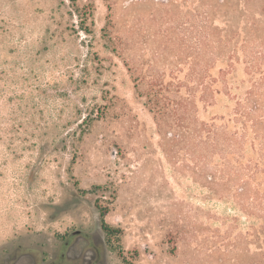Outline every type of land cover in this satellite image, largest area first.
I'll return each instance as SVG.
<instances>
[{
  "label": "rangeland",
  "instance_id": "1",
  "mask_svg": "<svg viewBox=\"0 0 264 264\" xmlns=\"http://www.w3.org/2000/svg\"><path fill=\"white\" fill-rule=\"evenodd\" d=\"M13 262L264 264V0H0Z\"/></svg>",
  "mask_w": 264,
  "mask_h": 264
},
{
  "label": "trees",
  "instance_id": "2",
  "mask_svg": "<svg viewBox=\"0 0 264 264\" xmlns=\"http://www.w3.org/2000/svg\"><path fill=\"white\" fill-rule=\"evenodd\" d=\"M157 93L159 94L158 91H156V92H155V91H154V92L152 91V93H151V97H152V98H156ZM148 97H149V96H148ZM151 109H152V108L150 107V110H151ZM103 215H104L103 213H99V216H100L101 218L103 217Z\"/></svg>",
  "mask_w": 264,
  "mask_h": 264
},
{
  "label": "flooded vegetation",
  "instance_id": "3",
  "mask_svg": "<svg viewBox=\"0 0 264 264\" xmlns=\"http://www.w3.org/2000/svg\"><path fill=\"white\" fill-rule=\"evenodd\" d=\"M87 263H89V262H87ZM13 264H15V263L13 262Z\"/></svg>",
  "mask_w": 264,
  "mask_h": 264
}]
</instances>
